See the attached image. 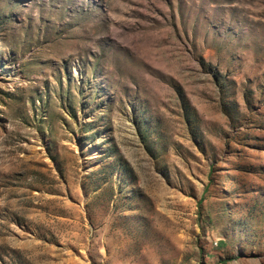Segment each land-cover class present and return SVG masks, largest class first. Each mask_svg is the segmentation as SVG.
<instances>
[{
	"label": "rangeland",
	"instance_id": "obj_1",
	"mask_svg": "<svg viewBox=\"0 0 264 264\" xmlns=\"http://www.w3.org/2000/svg\"><path fill=\"white\" fill-rule=\"evenodd\" d=\"M0 264H264V0H0Z\"/></svg>",
	"mask_w": 264,
	"mask_h": 264
}]
</instances>
